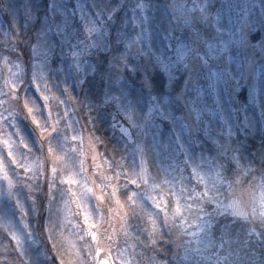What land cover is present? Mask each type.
<instances>
[{
  "label": "clouds",
  "instance_id": "9594fccd",
  "mask_svg": "<svg viewBox=\"0 0 264 264\" xmlns=\"http://www.w3.org/2000/svg\"><path fill=\"white\" fill-rule=\"evenodd\" d=\"M0 264H264V0H0Z\"/></svg>",
  "mask_w": 264,
  "mask_h": 264
}]
</instances>
